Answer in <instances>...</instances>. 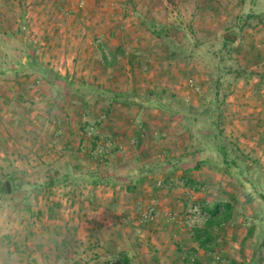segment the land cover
Instances as JSON below:
<instances>
[{
	"label": "rangeland",
	"instance_id": "1",
	"mask_svg": "<svg viewBox=\"0 0 264 264\" xmlns=\"http://www.w3.org/2000/svg\"><path fill=\"white\" fill-rule=\"evenodd\" d=\"M240 3L241 0H0V36H6L5 44L0 46V129L11 131L10 138L3 137L7 142L0 144V184L12 175L19 186L10 185V193L0 195V264H90L94 258L99 259L98 264H122L118 258L120 243L107 246V241H128L130 251L135 253L130 254L133 264H247L257 245L260 215L256 205L260 202L249 196L254 193L249 185L239 188L230 177L206 167L197 171L201 179L196 177L200 180L188 190L181 179L165 182L163 178L179 175L182 169L155 173L147 179H152L150 190L158 191L146 194L147 200L143 196L138 199L142 193L140 184L135 186L138 191L121 192L135 187L116 189L114 203L110 194L103 196L106 192L98 191L99 187L107 188L104 186L85 185L73 190L52 186L38 190L33 186L48 176L66 172L77 176H87L92 171L127 175L142 164L183 157L196 142L198 128L185 130L168 114L148 108L143 96L162 90L187 106H199L207 89L206 60L195 57L187 63L180 61L173 50L145 30L133 11L159 22H181L190 39L193 35L204 39L201 49L205 52L218 47L216 38L228 19L249 5L248 0ZM260 6L264 8V0H260ZM106 16L108 23L101 20ZM253 24L235 44L236 62L232 61L233 67L237 64L247 68L253 76L229 87L223 122L241 149L264 164V23L255 20ZM42 37H50V44L44 45L47 49H61L65 47L61 40H72L73 49L79 48L78 43L85 52L80 57L73 52L64 61L59 54L42 50ZM115 45L121 50L115 52ZM88 49L94 54L85 56ZM26 53H36L38 61L62 75L104 85L120 93L122 99L109 104L91 95L58 91L31 69L18 70L17 63ZM92 59V68L81 70V65L88 67L86 62ZM77 63L79 68L74 70ZM108 142H112L109 147ZM97 146L102 151L92 153ZM205 157L197 155V159ZM188 159L180 161L186 163ZM158 181L163 186H157ZM178 188L184 189V207H171L160 218L162 229L153 230L158 206L169 197L166 191L176 194ZM215 201L219 206L232 202L235 207L231 219L211 230L213 236L222 237L217 241L220 246L211 244L205 256L191 255L181 263L185 252L195 244L190 240L193 231L206 223L196 216L194 224L188 225L186 216L192 215L194 205L208 213V205ZM149 206L155 208V218L143 222L140 214ZM63 207H67L69 215H76L71 216L73 221L84 212L83 227L78 234H70L67 248H51L48 258L43 246L58 243L59 233L63 232L46 228L58 221V209ZM46 208L54 216L41 215ZM123 209H131L133 214H123ZM128 226L131 229L125 230ZM180 229L183 237H174ZM158 231L161 233L155 237ZM242 233L249 238L245 244L239 241ZM160 237L165 241H159ZM224 237H232V241ZM180 238L185 243L178 255L174 245ZM81 239L84 242H79ZM94 239H98L97 245ZM63 254L67 255L66 263L58 261ZM174 256L177 258L172 260Z\"/></svg>",
	"mask_w": 264,
	"mask_h": 264
},
{
	"label": "trees",
	"instance_id": "2",
	"mask_svg": "<svg viewBox=\"0 0 264 264\" xmlns=\"http://www.w3.org/2000/svg\"><path fill=\"white\" fill-rule=\"evenodd\" d=\"M246 0H241V5ZM249 5L242 12L231 16L227 24L223 27L221 34L216 38L218 47L207 51H202L204 39L193 35L190 39L182 23L179 21L159 22L153 17L146 16L138 10H134L135 17L140 21L145 30L153 34L167 49L173 50L178 59L184 63L195 57H204L207 68V89L204 93V100L199 106H187L175 95L155 90L145 93L143 98L148 108H156L181 126L185 130L192 127L198 128L196 142L189 147L183 157H178L177 161H154L152 164H142L136 170L127 175L99 174L97 171L90 172L87 176H77L68 172L62 175L48 176L42 183H34L38 189L49 187H64L71 190L77 187L90 185L92 187L104 186L111 189L123 190L128 187H135L145 179L154 176L155 173L165 174L182 169L186 172L200 171L203 167L221 175L230 177L239 188L246 189L249 185L254 193H249L252 199H258L260 203L256 205L260 215L258 219L259 231L256 238L257 245L255 251L248 258L247 264H264V164L259 160L246 154L239 146L237 140L226 132L223 122V105L227 97L229 87L240 80L250 79L253 73L247 68L235 64L232 61L235 53V44L242 40L243 33L251 28L256 20L264 23V8L260 6V0H248ZM6 37L0 36V46L5 44ZM18 70L27 68L40 77L46 79L52 88L67 93H77L82 97L87 95L101 98L112 104L122 99V95L107 88L104 85H95L77 81L69 75H62L56 70L44 66L37 59L36 53H26L23 61L18 63ZM230 76V79H226ZM183 123H185L183 125ZM198 154L206 157L197 159ZM189 158L186 163H182L181 158ZM10 185H16V179L11 175L7 177ZM185 184V183H184ZM6 193L5 184H0V195ZM256 194V195H254ZM256 197H253V196ZM235 199H232L234 202ZM219 205L215 206L209 213V219L202 229H195L192 237L198 245L204 249L210 248L214 241L212 228L227 220L233 209L232 203L223 205V212L219 214ZM122 264H128L126 261Z\"/></svg>",
	"mask_w": 264,
	"mask_h": 264
},
{
	"label": "crops",
	"instance_id": "3",
	"mask_svg": "<svg viewBox=\"0 0 264 264\" xmlns=\"http://www.w3.org/2000/svg\"><path fill=\"white\" fill-rule=\"evenodd\" d=\"M102 21H106V23H108V17L106 16L105 18H102L101 19ZM2 31H4V32H6V33H8V34H10V35H12V34H14V32L13 31H11V32H9L8 30H2ZM44 36H46V35H44ZM3 37H6L5 35L3 36ZM50 42V37H42V42H41V44H42V50L46 53H48V54H53V53H57V55L59 54L60 55V57L61 58H63V60L65 61H68V55H71L73 52H74V54L76 55V56H81V54L83 53V52H85V51H83V49L80 47L81 45H78V43H76V45H77V47H79V48H76V49H73V47H72V44H74V41H72V40H66V41H64V40H61L60 41V43L61 44H63L64 43V45H65V47H63V45H62V48L61 49H58V50H53L54 49V47H51V48H49V49H47V47H44V45H46L47 44V46H48V44H50L49 43ZM120 45V44H119ZM115 46H118V45H115ZM119 50H121V47L120 46H118V47H116V49H115V52H118ZM114 52V51H113ZM112 52V53H113ZM46 53V54H47ZM86 55L85 56H87V54H89V55H92V54H94V52L92 51V50H90V49H88V52H86L85 53ZM74 55V56H75ZM91 58V57H90ZM80 63V62H79ZM79 63H77V68L75 67V69L74 70H78V68H79ZM90 63V64H89ZM92 63H94V61H93V59H92V61H90V62H86V64H88V67H85V66H83V65H81V70H90L91 68H92ZM84 64H85V62H84ZM90 65V66H89ZM66 69H69L67 66L65 67ZM80 72H82V71H80ZM92 72H94L93 70H92ZM61 73V72H60ZM0 127H2V125L0 126ZM9 132H11V131H9V130H7V129H5V130H1L0 129V139L1 140H3V141H1L0 140V144L1 143H3V142H7L6 140H7V138H10L9 137V134L11 135V133H9ZM6 139L5 141H4V138ZM12 141V140H11ZM198 176H200V174H198V172L197 171H192V172H186V171H184V172H182V173H180L179 175H176V176H169V177H163L164 178V180H165V182H168V181H173V180H177V178L178 179H181V180H183V181H185V183H187V185L185 184V190H188V188H190L191 186V184L192 183H194V182H196V181H198V180H200L201 178L200 177H198ZM196 177H198V178H200V179H196ZM166 178H168V179H166ZM203 178V177H202ZM152 181V179H147V180H144L143 181V183H141L140 184V191L142 192V193H139V198L138 199H140L142 196V198H144V200H147L148 199V197H146L145 195L146 194H149V193H153V194H155V192L156 191H158L157 189L156 190H154V191H152V190H150L151 188H153V185H151L150 184V182ZM145 188H147V189H145ZM192 188V187H191ZM127 191H121L122 193H127V192H130V190H135V191H138L139 189H138V187H135V189H126ZM98 191L99 192H106V194H102L103 196L105 195V196H109V194H110V201L112 202V203H114V202H116L117 200H115L116 198V196L118 195V191H116V190H114V189H111V188H98ZM163 192V191H162ZM178 192L179 193H176V194H172L171 192H169L168 190L166 191V193H169V197H166V198H164V200H163V203H165V204H161L160 203V205L158 206V210H157V212H158V217H157V219H156V221H155V223H153V230H158V229H162L161 228V224L159 223V221H160V218L162 217V215H163V213H165V212H167L168 210H170V208L171 207H174V208H176L177 210H180L181 209V207H184L182 204L184 203L183 202V199H182V196L184 195V189L182 188H178ZM187 192V191H186ZM181 194V195H180ZM200 196V195H199ZM161 197V196H160ZM115 198V199H114ZM162 198V197H161ZM207 199H209V198H207ZM235 202V201H234ZM230 203H232V202H230ZM236 203H234V205H235ZM218 205V203H217V201H215L214 203H211L210 205H208V211H211L215 206H217ZM233 205V204H232ZM125 206V205H124ZM59 210V217H57L58 218V221L56 222V223H54V224H51V226H48V228H46V231H47V229H49L50 231H52V232H57V231H62L63 232V235L62 234H60L59 233V236L60 237H58V243H56L55 241H54V243L53 244H47V243H45V245L43 246V250L45 251L46 250V254H45V256H47L48 258L50 257V255H49V253H50V249L52 248L53 250H55L56 249V247L57 248H62V247H64L65 246V248H67V246H68V241H70V237H72V236H70V234H73V233H77L78 234V230H80L82 227H83V225H82V222H83V220H84V215H82V214H84V212H81L80 213V217H75V221H73L72 219H71V216L72 217H74V216H76V215H74L73 216V214H70L69 215V210L67 209V207H63V208H60V209H58ZM123 214H133L132 213V210L131 209H129L128 211L126 210V209H123ZM127 212V213H126ZM92 213H96V212H92ZM41 215H43V216H46V218H49V217H51L52 215L54 216V214L48 209V208H46V209H43L42 211H41V213H40ZM48 214V215H47ZM231 214L234 216L235 215V207L232 209V211H231V213H230V216H229V218H228V220L229 219H231ZM36 215H39V212H37L36 213ZM79 215V214H78ZM48 216V217H47ZM134 217V216H133ZM39 218V217H38ZM45 218V219H46ZM131 215H130V217L127 215V219H129V220H131ZM159 218V219H158ZM40 219V218H39ZM162 222H163V220H161ZM43 222H45L44 221V219H43ZM157 222V223H156ZM133 223V222H132ZM40 224H43V223H40ZM155 224H156V226H158L159 225V227H156L155 226ZM119 225V224H118ZM50 227V228H49ZM52 228V229H51ZM115 228H117V226L115 227H113V229H115ZM129 229H131L130 228V226H128V228L127 229H125V230H129ZM179 229V228H178ZM44 230H45V228H44ZM100 230H102V229H100ZM73 231H75V232H73ZM94 231H96V229L94 230ZM182 230L180 229V231L178 232V231H175V233H174V237H179V235L180 236H182ZM161 232H157L156 234H155V237L157 236V237H159V234H160ZM217 234V233H216ZM144 235V234H143ZM142 235V236H143ZM150 236H151V233L149 234ZM95 236V235H94ZM114 236V235H113ZM124 237H127V238H129V236H128V233H124V235H123ZM153 236V235H152ZM256 236H257V234H256ZM183 237V236H182ZM181 237V238H182ZM161 238V237H160ZM178 239L179 241H176V245H174V252L176 253V254H178V255H180L181 253H182V251H181V247H182V245L181 244H184L185 243V241H183L182 239ZM191 238V237H190ZM224 239L225 240H227V241H229V240H231L232 239V237H231V239H229V238H226V237H224ZM249 238H248V236L247 235H245V233H242L241 234V236H240V238H239V241H240V243H244L245 244V242L246 241H249L248 240ZM251 239V238H250ZM253 239V238H252ZM112 240H114V238L112 237ZM190 240H192V241H194V245H193V247H192V249H188L186 252H185V254H184V256L182 257L183 259H181L182 260V262L181 263H184V258L186 259V257H189V256H191V255H196L197 257L198 256H205L207 253H208V250L207 249H204V248H202V247H200L199 245H198V243H197V241H195L194 239H193V237L190 239ZM50 241H52V240H50ZM84 242L82 239L81 240H79V242ZM93 241H95L96 242V245L98 244L97 242H98V239H94ZM159 241H165V239H163V238H161ZM217 241H222V237L219 235L218 237H215L214 236V241H213V244H214V246L216 245V246H220V244L219 243H217ZM232 241V240H231ZM118 242L120 243V249H119V251H118V258L120 259V260H122L123 262H127L128 264H133V261H135L134 260V258H132L131 256H130V254H135L134 252L132 253L131 251H130V247H128V241H125V243H122V242H120V241H107V246H114V244H118ZM143 242V241H142ZM216 243V244H215ZM58 244H60V246L58 245ZM141 244V243H140ZM181 245V246H180ZM141 246V245H140ZM163 246H161V243H159V247L158 248H160L161 249V251L160 252H162L164 249L162 248ZM115 248V247H114ZM181 248V249H180ZM163 249V250H162ZM59 254H62V253H59ZM59 256H61L60 257V259H58V261L60 262V261H62V262H64V263H66V260H65V257L67 256L66 254H63V256L62 255H59ZM177 258V256L175 257H173V258H171L172 260L173 259H176ZM197 260V259H196ZM49 262H52V261H49ZM98 262H99V259L98 258H94V259H92L91 261H90V264H98ZM198 262H200V261H198ZM173 264V263H172Z\"/></svg>",
	"mask_w": 264,
	"mask_h": 264
},
{
	"label": "built area",
	"instance_id": "4",
	"mask_svg": "<svg viewBox=\"0 0 264 264\" xmlns=\"http://www.w3.org/2000/svg\"><path fill=\"white\" fill-rule=\"evenodd\" d=\"M191 83V82H190ZM196 90H199L198 88H196ZM89 134V132L87 133ZM132 143V140H131ZM112 142H108L106 144L107 147L111 146ZM122 146L120 145L119 148H121ZM101 147L97 146V148L95 150L92 151V153H96V152H100ZM157 186H163L161 181L157 182ZM192 215L186 216V220L185 222L189 225V224H194L195 220H196V216L200 217V219L204 222H206L209 219V213H206V211L202 208L199 207L198 205H194L193 208L190 210ZM223 212V205H221L219 207V214H221ZM156 215V211L155 208L153 206H149L147 207V209L145 211H143L140 214V219L143 222H150L153 221ZM169 217H171V214H168Z\"/></svg>",
	"mask_w": 264,
	"mask_h": 264
},
{
	"label": "water",
	"instance_id": "5",
	"mask_svg": "<svg viewBox=\"0 0 264 264\" xmlns=\"http://www.w3.org/2000/svg\"><path fill=\"white\" fill-rule=\"evenodd\" d=\"M5 188H6V193L7 194H9L10 193V191H11V187H10V184H9V182L8 181H5Z\"/></svg>",
	"mask_w": 264,
	"mask_h": 264
}]
</instances>
